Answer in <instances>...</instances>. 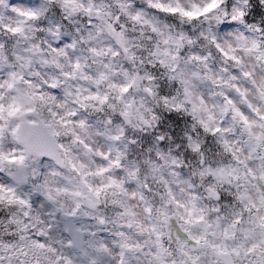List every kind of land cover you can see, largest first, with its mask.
Segmentation results:
<instances>
[{
	"label": "clouds",
	"instance_id": "9594fccd",
	"mask_svg": "<svg viewBox=\"0 0 264 264\" xmlns=\"http://www.w3.org/2000/svg\"><path fill=\"white\" fill-rule=\"evenodd\" d=\"M0 264H264V0H0Z\"/></svg>",
	"mask_w": 264,
	"mask_h": 264
}]
</instances>
